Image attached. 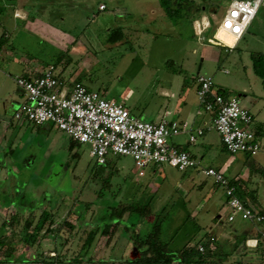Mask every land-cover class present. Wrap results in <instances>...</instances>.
<instances>
[{
    "label": "rangeland",
    "instance_id": "rangeland-1",
    "mask_svg": "<svg viewBox=\"0 0 264 264\" xmlns=\"http://www.w3.org/2000/svg\"><path fill=\"white\" fill-rule=\"evenodd\" d=\"M16 1L21 3L27 0ZM229 1L186 0V2H181L183 7L180 8V12L192 14L195 10L198 16L201 14L210 16L211 29L207 31L206 36H212L213 32L217 31V25L221 21ZM32 2L36 3L35 0ZM100 2H106L110 8L111 5L123 1L80 0L78 6L60 7L54 5L53 9L64 12L66 19L61 22L59 18L53 16L51 20L59 26L71 28L73 25V30L77 33L85 29L86 35L91 32V29L100 28L98 36L103 37L105 36L103 29L105 21L101 19L98 21L96 18L100 14L98 8ZM124 2L134 4V1L131 0ZM172 2L174 4V1ZM35 5L37 6L34 7V10L39 8L38 11H40L41 3L38 2ZM256 15L244 36L232 48L208 44V47H212L215 53L212 59H203L205 57L203 47H206L207 43L200 44V41L193 36L186 17L182 16L181 20L184 21L181 30L183 32L179 38L169 31L168 35L155 33L158 36L156 41L148 40L146 48L142 49V52L146 54L144 57L147 56L145 69H138L139 64L129 65L126 68L127 65L122 63L123 57L120 54L122 52L120 48L113 49L112 53L115 54L112 55L109 62L103 60L97 62V58L93 63L88 64V67H91L90 71L94 78L109 83L115 90L120 86H128L136 95L138 94V97L144 99L148 94L145 93L144 96H139V94L150 90L144 88L145 83L148 82L147 80L154 79L156 72L171 71L179 74V77L192 80V76L199 70L200 73L211 76L215 85L219 89H223L226 94L237 96L241 94V97L239 96L240 103L243 106H254V108L261 109L260 116L264 117V85L260 76L254 72L252 62V55L264 53V6L259 8ZM6 28V25L0 22V37L4 35ZM23 36L25 46L21 45L19 48L22 50V54L32 59L38 58L40 62H57L56 66H61V59L57 61V58L63 54L61 49L55 47L54 44L50 45L52 42L49 43L38 38L30 39L26 34ZM182 41H185L186 44L181 45ZM159 44L163 46L158 47ZM194 48L195 51H193ZM100 56L103 58V55ZM127 69L128 71H126ZM59 75L61 78H66L62 73ZM64 80L70 82V80L75 81L76 79L71 77ZM110 97L111 95L106 96V98ZM247 100H251V102L249 103ZM256 126H260L258 137L261 139V150L255 155L247 153L249 155L247 159L251 161V165H261L264 168V124L257 125L255 121ZM58 135L62 138L61 143L59 140L57 141L56 145L52 147L49 157L40 152L42 149L37 151L39 159L35 168L25 170L22 167V160L19 161L18 165L21 166L23 175L16 179L21 192L14 194L9 192L4 196L7 200L11 201L12 199L22 211L15 206L0 208V233L11 238L14 246L12 253L6 256L8 246L4 245L0 253V264H40L35 262L39 255L56 257L59 253L64 255L68 264H77L74 263L73 257L84 251L88 233L96 226L98 220L103 225V218L108 214L110 208L126 207L130 201H144L149 198H153V211L147 217L141 219L137 214L131 216L125 212L118 226L110 225L107 233L100 234V238L80 264H129L126 260L139 255V251L135 255L133 253L121 255L127 243L133 242L132 232L134 229L140 230L142 233L148 232L158 213H161L163 218L161 238L170 242V246L174 250L183 248L184 240L187 237L191 242L196 243L211 231L209 215L201 216L199 222L194 218L185 220L187 218L185 215L183 217L179 215L183 207L172 189L174 187L178 189L182 182H187V176L182 174V170L164 164L162 166L163 174H157L154 179L155 183L160 186L159 190L145 194L143 192L150 180L149 170L145 169V171L148 170L145 176L139 175V168L135 165L132 157L111 156L113 165L106 167L101 174L96 175L95 172L101 166L90 155V145L77 144L71 150L69 148L71 139L67 134L59 130ZM215 135L218 134L215 133ZM211 149L221 151L218 143ZM201 159L204 164L212 163L211 157L207 153ZM203 176L208 178L209 188L211 179L204 174ZM34 186L37 187L36 189H41V192L33 190ZM261 196L264 201V195ZM44 203L45 206H41ZM44 208L51 214L44 229L51 227L54 230L43 231L45 232L44 237L41 238L40 234L36 237L37 242L28 244L24 241V235L27 230L33 228H26L23 223L26 217H29V211L33 210L31 217H35L36 220ZM15 216L17 218H13ZM16 219L20 220V224L16 222ZM10 221H14V223ZM65 221L72 223L73 228L66 226ZM106 221L110 220L106 219ZM239 221L241 222L238 218L237 223ZM133 223L136 224L135 228H133ZM29 240V242L32 241L31 238ZM110 245L116 247L112 250L113 255L108 252L107 247ZM95 248L96 250H94ZM258 253L260 252L258 251ZM242 254L239 255V251L236 250L227 259L239 262V264H261L260 256L257 254L253 252ZM225 256L227 255L221 252L220 257H216L217 260L209 264H221L218 261H221V258Z\"/></svg>",
    "mask_w": 264,
    "mask_h": 264
},
{
    "label": "crops",
    "instance_id": "crops-1",
    "mask_svg": "<svg viewBox=\"0 0 264 264\" xmlns=\"http://www.w3.org/2000/svg\"><path fill=\"white\" fill-rule=\"evenodd\" d=\"M32 1L34 0L20 3L16 0H0V22L7 27L4 35L0 37V201L2 200L0 208L14 206L18 208L12 199L11 201L7 200L4 195L9 192L11 194L21 192L16 179L23 175L21 166L18 165L19 161L22 160L23 169L31 170L36 167L39 159L37 151L42 149L40 152L49 157L52 147L58 140H62L58 135L60 129L53 123L34 124L27 119H17L14 116L15 111L25 100L24 91L16 83V75L36 77L47 65L53 64L52 62H40L38 58L32 59L22 54V50L19 48L21 45L25 46L23 35L26 34L30 39L38 38L49 43L52 42L50 45L54 44L55 47L61 49L63 52L60 60L61 66H56V71L58 74L65 75L64 79L75 78V81H81L88 88L98 90L105 97L111 95L109 99L123 102L132 114L144 120L157 122L166 117L180 123H187L188 129L173 135L170 137V141L189 151L199 160L200 166L180 170L183 175L187 176H183L187 178V182H182L178 189L175 187L172 189L183 207L178 214L182 217L185 215L187 217L185 220L194 218L198 222L204 214L210 216L211 231L206 237L199 240L200 245L211 238L216 241V244L215 242L211 243V247L216 248L219 254L222 252L229 257L231 253L238 250L239 255L253 252L259 256L256 247L259 241L264 242V223L242 219H239L241 220L240 224L237 223L238 219L228 221L224 190L212 179L209 181L210 187L208 188V178L203 176L201 167L213 166L221 170L233 182L236 181L238 191L240 189L246 198H249V193L254 191L257 201H259L256 205L264 209V201L261 199V195H264V173L260 172L261 165H251V161L247 159L249 155L245 152L231 153L227 151L220 135L215 130L205 131L202 135L197 136L194 142L189 140L190 134L194 133L196 128L203 126L210 117V114L200 106L197 98V76L202 73L198 70L190 80L186 77H179V74L171 71L156 72L154 79L147 80L148 82L145 83L144 88L150 90L139 94V96L148 94L144 99L138 97V94L136 95L128 86H120L115 90L109 83L94 78L90 71L91 67H88V64L93 63L97 58V62L102 60L109 62L112 55L115 54L112 53L113 49L120 48L122 51L120 54L123 57L122 63L127 65L126 68L129 65L139 64L138 69H145L147 56L144 57L146 54L142 52V49L146 48L148 40H158L155 33L168 35L170 32L179 38L183 32L181 30L184 21L181 20L182 16L186 17L193 36L200 41V44L207 43L206 47H203L205 55L203 59H212L215 53L212 47H208V44L225 45L216 39L213 42L208 40L217 33L216 31L212 36H206L207 31L211 29L210 16L207 14L198 16L194 10L192 14L181 13V17L174 18L166 13L162 0H131L134 1L132 5L124 2L128 0H122L123 2H117L110 8L106 2H100L98 6L100 14L96 18L98 21L100 19L105 21L103 26L105 36L100 37L98 36L100 28L91 29V32L86 35L85 29L77 33L73 30V25L71 28L59 26L51 20L53 16L59 18L61 22L66 19L64 12L53 9L54 5L60 7L78 6L80 0H35L36 3H41L40 11H38L39 8L34 10L37 5ZM173 1V5L176 6L178 0ZM101 4H104L105 7L100 8ZM208 23L210 25L206 27ZM197 25L203 27L201 35L197 33ZM117 27L122 29L124 37L115 42L108 41L110 31ZM238 41L234 42V46ZM185 44V41L181 42V45ZM160 45L163 46L159 44L158 47ZM106 50L108 52H105ZM100 55H103V58ZM71 80L68 82L69 84L73 82ZM239 96L241 97V94ZM239 96L237 97L239 98ZM244 96L247 98L246 95ZM248 102L250 103L251 100ZM245 107L252 111L257 125L262 126L264 117L260 116L261 109L254 108V106ZM214 132L218 135L216 136ZM259 140L261 139L259 138ZM217 143L220 145V152L217 149H211ZM206 153L211 157L212 163L204 164L202 162L201 158H204ZM163 165H152L147 168L150 180L143 193L148 194L159 190L160 186L155 183L154 179L157 174H163ZM148 170L143 175L140 173L139 175L145 176ZM184 185L185 187H183ZM36 188L34 186L33 190ZM36 190L41 192V189ZM45 203L41 206H45ZM98 244L95 245L96 248ZM193 244L194 242H191L188 237L184 240V245ZM135 247L134 243L129 241L121 255L134 253ZM107 248L108 252L113 255L112 250L116 247L110 245ZM219 262L221 264H239V262H232L230 259H223ZM241 262L244 263L242 260Z\"/></svg>",
    "mask_w": 264,
    "mask_h": 264
},
{
    "label": "built area",
    "instance_id": "built-area-1",
    "mask_svg": "<svg viewBox=\"0 0 264 264\" xmlns=\"http://www.w3.org/2000/svg\"><path fill=\"white\" fill-rule=\"evenodd\" d=\"M261 6H264V0H230L217 25V33L224 30L234 42L238 41ZM104 7V4L100 5V8ZM197 29L201 35L203 27L197 25ZM217 33L208 40L216 39L227 47L234 46ZM15 80L25 93L15 118L27 119L34 124L53 123L73 139L90 145V155L98 164L106 163L111 156H130L141 175L152 165L168 164L179 170L200 166L199 160L189 151L170 141V137L188 129L187 123L166 117L157 122L144 120L132 114L123 102L106 98L81 81L69 84L62 80L54 64L47 65L36 77L16 75ZM197 81L199 104L210 117L190 134L189 140L194 142L205 131L215 130L227 151L258 153L261 142L255 132L252 111L243 106L237 96H223L211 76L198 74ZM201 172L223 188L228 221L239 218L264 222L261 212L264 209L244 202L237 194L235 183L221 170L206 166L201 167ZM261 264H264V254Z\"/></svg>",
    "mask_w": 264,
    "mask_h": 264
},
{
    "label": "trees",
    "instance_id": "trees-1",
    "mask_svg": "<svg viewBox=\"0 0 264 264\" xmlns=\"http://www.w3.org/2000/svg\"><path fill=\"white\" fill-rule=\"evenodd\" d=\"M173 0H162L163 7L166 11V13L171 16H177L181 17L182 14L180 12V8L183 7L181 2H186V0H178L177 5H173ZM187 5V4H186ZM198 9V8H197ZM214 33V32H213ZM124 37V33L122 32V29L120 27L113 28L110 31L108 41H118L121 40ZM62 58L60 56L57 58V61H59ZM253 59V70L254 72L260 76L262 79L263 85H264V53H257L256 55H252ZM56 67L57 62L53 63ZM22 75V74H21ZM59 75V74H58ZM26 76V75H25ZM60 76V75H59ZM64 80V78H61ZM219 92L223 94V96L228 97L229 95L226 94L223 89H219ZM260 126L255 127V132L258 135ZM70 146L69 148L72 150L77 144H82L79 141L70 138ZM101 167L95 172L96 175L101 174L103 170L106 167H110L113 165V161L111 159H108L106 163L99 164ZM262 173H264V168L260 167ZM237 187V194L241 197V199L246 203H251L256 205L257 198L255 196L254 191L252 193H249V198L245 197L244 193L239 189L236 181L234 182ZM248 195V194H247ZM19 209V208H18ZM21 210V209H19ZM22 211V210H21ZM153 211V202L152 199L144 200V201H130L128 202V205L126 207L122 206H116L110 208V211L106 216L103 218V225H101L98 221L94 228L90 230V232L87 235V238L85 239L84 243V251H82L78 256L73 257L74 263L80 264L83 260L84 256L88 255L93 247L94 244L98 241L100 238V234H105L108 232V226H118L120 220L123 218V215L125 212H128L129 215L132 216V214H137L141 219L147 217L151 212ZM29 217H26V220L24 221L23 225L26 228H33L32 230L29 229L26 231L24 235V241L28 244H33L37 242L36 237L41 234V238L44 237V234L46 231L54 230L51 227H48L47 229H44L45 224L51 215L50 212L47 209H43L41 211V214L38 216V218L35 220V217L33 216V210L29 211ZM264 213V210L261 211ZM13 218H17L16 216ZM106 219L117 221L110 222L106 221ZM11 222V221H10ZM16 222L20 224V220L16 219ZM11 223H14L12 221ZM264 223V222H261ZM162 224H163V218L161 213L156 214L153 221L151 229L146 232L142 233L140 230H135L132 232L131 239L136 246L137 250L139 251V255L133 258H130L126 260L129 264H209L211 262L216 261V257H220L221 254L215 249L211 247V243L215 242L214 239L209 238L208 241L204 242L200 245V242H196L193 245H185L183 248L174 250L170 246V242L164 241L161 238L162 235ZM65 225L73 228V224L65 221ZM133 228L136 227V224L133 223ZM138 225V224H137ZM105 226V228H104ZM45 231V232H43ZM32 239L31 242H29V239ZM243 238V237H242ZM245 238V237H244ZM4 245L8 246L7 255L12 253L14 250V246L12 244V239L8 238L5 234L0 233V253L3 250ZM256 247L257 250L260 252L259 256L260 258L264 254V245L263 242L259 241ZM200 246L203 247V249H200ZM227 259V256H225ZM225 257L221 258V260L225 259ZM1 262V260H0ZM35 262H39L40 264H68L65 261L64 255L59 253L56 257H45L42 254L37 257ZM219 262V261H218Z\"/></svg>",
    "mask_w": 264,
    "mask_h": 264
},
{
    "label": "bare ground",
    "instance_id": "bare-ground-1",
    "mask_svg": "<svg viewBox=\"0 0 264 264\" xmlns=\"http://www.w3.org/2000/svg\"><path fill=\"white\" fill-rule=\"evenodd\" d=\"M218 36L223 38L229 44H234V39L226 31L220 30Z\"/></svg>",
    "mask_w": 264,
    "mask_h": 264
},
{
    "label": "flooded vegetation",
    "instance_id": "flooded-vegetation-1",
    "mask_svg": "<svg viewBox=\"0 0 264 264\" xmlns=\"http://www.w3.org/2000/svg\"><path fill=\"white\" fill-rule=\"evenodd\" d=\"M138 250L135 249V252L133 253L135 255V253L137 252Z\"/></svg>",
    "mask_w": 264,
    "mask_h": 264
},
{
    "label": "water",
    "instance_id": "water-1",
    "mask_svg": "<svg viewBox=\"0 0 264 264\" xmlns=\"http://www.w3.org/2000/svg\"><path fill=\"white\" fill-rule=\"evenodd\" d=\"M135 249L137 250V248L135 247Z\"/></svg>",
    "mask_w": 264,
    "mask_h": 264
}]
</instances>
